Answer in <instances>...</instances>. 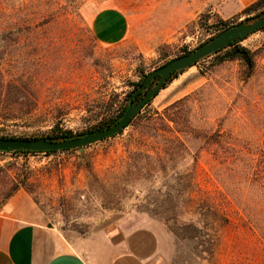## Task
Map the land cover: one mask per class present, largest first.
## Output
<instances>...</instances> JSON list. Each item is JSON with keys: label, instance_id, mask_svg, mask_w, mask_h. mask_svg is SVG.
Wrapping results in <instances>:
<instances>
[{"label": "rangeland", "instance_id": "obj_1", "mask_svg": "<svg viewBox=\"0 0 264 264\" xmlns=\"http://www.w3.org/2000/svg\"><path fill=\"white\" fill-rule=\"evenodd\" d=\"M72 6L68 21L59 19L36 39L0 38L5 86L12 83L27 103H36L31 111L3 107L0 136L85 132L125 104L130 82L223 29L214 26L218 18L203 13L168 38L150 41V0H75ZM113 8L129 17L130 31L123 41L101 43L97 24ZM247 17L240 13L228 25ZM162 20L154 25L156 33L170 26ZM237 46L264 67V29ZM227 49L179 73L121 134L81 151H0V205L26 191L46 223L72 244L104 224L136 216L161 234L165 264H264V75L257 70L244 84L246 66L240 57L223 59ZM186 96L180 120L186 118L192 129L155 131L150 116ZM222 117L224 141L205 145L199 131H213Z\"/></svg>", "mask_w": 264, "mask_h": 264}, {"label": "crops", "instance_id": "obj_2", "mask_svg": "<svg viewBox=\"0 0 264 264\" xmlns=\"http://www.w3.org/2000/svg\"><path fill=\"white\" fill-rule=\"evenodd\" d=\"M255 1L150 0V41L168 38L172 29L203 13L230 19ZM108 11L95 35L101 43L114 44L127 37L131 24L124 12ZM160 18L170 26L156 33ZM0 264H165V253L161 234L136 216L104 224L79 243L66 242L46 223L31 196L17 190L0 205Z\"/></svg>", "mask_w": 264, "mask_h": 264}, {"label": "trees", "instance_id": "obj_3", "mask_svg": "<svg viewBox=\"0 0 264 264\" xmlns=\"http://www.w3.org/2000/svg\"><path fill=\"white\" fill-rule=\"evenodd\" d=\"M74 2L75 0H0V38L1 37L6 38L8 34L10 35L11 34L12 35L13 34H19V35L26 34L27 36L30 35L29 38H31L32 36L34 37V39H36V36L34 35H37L40 32V30L44 32L45 31L50 32L53 25H55L59 21V19L68 21L69 16L70 15L72 16V13H73L71 9L74 8L72 6ZM241 13L248 15V17L245 18L241 22H251L258 16L264 15V0L255 1L254 3L244 8L241 11ZM228 22H229L228 20L218 19L217 23L214 26L215 27H219L220 25L223 26V29L221 30V32H223L224 30H227L234 25V24L228 25ZM263 29H264V26L255 30L254 32L258 30H263ZM214 36H212L207 41L203 42L201 45L211 40ZM241 40L242 39H237L207 56L218 53L224 49L230 48L225 51L223 55V59L231 60L236 57L241 58L244 65L246 66L244 77L241 80L243 81L244 84H246L251 78L257 75L258 73L257 70H262L263 75H264V67L257 64L256 60L254 59V53H251L250 51L246 50L243 47L237 46V43ZM188 52L189 51H186L185 53H188ZM205 57L201 59H204ZM0 67H1V63H0ZM185 69L173 72L166 79L163 87H165V85L168 82H170L173 78H175L179 73H181ZM147 74H142L138 81H133L129 83V85L132 86V89L126 94V97L124 98L125 104L123 106L109 112V115L107 117H104V119L98 121L97 124L91 127L89 130L85 132H80V133H73L72 131H69V130L53 129L49 134L42 136V137H33V139H43V140H50V141L68 140V139H73V138L82 136L90 131L102 130V129H106L114 125L121 118V116L125 112L128 105L130 103L138 101L139 98L142 96L143 93H137V95H135L134 97H131L140 88ZM157 80H158V77L154 78V80L152 81V84H155ZM7 85L8 86H5L4 74H3L2 69L0 68V115H1V109L3 107L9 108L10 106H13V105H17V106L19 105V106H25L26 109H28V111H31L32 109L35 108L36 106L35 101L32 100L27 103L23 99L24 94H22L20 88L14 86L12 83H8ZM11 85L14 87L13 89H11ZM7 93L9 94L7 95ZM259 94L264 95V85L259 90ZM188 100H189V97L186 96L178 101H175L169 104L163 109L162 112L155 111L153 114L154 116H150V120L152 121L151 127L155 131H159V130H169L170 131L171 129H174L176 132H181V133L182 132L186 133L187 131L191 130L192 125H190V123L188 122L186 118H183L182 120H180L182 118L180 114L182 111V107L180 106L183 105L181 103H187ZM247 105L249 107H252L253 102L248 101ZM107 108L108 110H110L109 106H107ZM139 114L140 112L137 113V115H135L131 119V121L128 123V125H126V127L129 125H132L135 118H137ZM224 120H225V117H222L219 121V126H217V128H215L213 131H210V130L199 131L201 132V135L203 136L205 145L207 144L209 146L213 144H220L224 141L223 138L226 136H225V132L221 128L222 127L221 125L223 124ZM169 122H171L172 124L170 127L168 126ZM123 130H121L119 133L113 136L121 134ZM0 137H5V136H0ZM12 138H16V137H12ZM186 143L187 142L183 144L185 145ZM66 150H69V149L56 150V151H41V152L45 154H51V153L61 152V151H66ZM199 151L200 149L197 148L195 151V154L192 156L193 157L192 167L194 168L192 169V173L189 174L190 179H195V169L197 166ZM6 152L23 153V154L37 153L35 151L22 150V149L10 150ZM228 152L229 151L227 149H224V155L223 157H221L222 161H226L228 159V156L226 155V153ZM159 158L160 157H158V159ZM160 167L161 169L166 168L164 165H161V164H160Z\"/></svg>", "mask_w": 264, "mask_h": 264}, {"label": "water", "instance_id": "obj_4", "mask_svg": "<svg viewBox=\"0 0 264 264\" xmlns=\"http://www.w3.org/2000/svg\"><path fill=\"white\" fill-rule=\"evenodd\" d=\"M263 26L264 15L258 16L251 22L236 23L231 28L214 36L205 44L198 46L188 53L176 56L160 67L153 69L147 74L144 82L136 91V93L145 91L143 96L140 97L138 101L130 103L121 118L114 125L106 129L90 131L82 136L61 141L0 137V151L6 152L22 149L41 152L71 148L81 151L85 146L109 138L119 133L126 127V125H128L131 119L141 111V109L160 91V89H162L164 82L173 72L190 67L199 59L217 51L237 39H244L247 35ZM156 77H158L157 82L152 84V81Z\"/></svg>", "mask_w": 264, "mask_h": 264}, {"label": "flooded vegetation", "instance_id": "obj_5", "mask_svg": "<svg viewBox=\"0 0 264 264\" xmlns=\"http://www.w3.org/2000/svg\"><path fill=\"white\" fill-rule=\"evenodd\" d=\"M140 93H143V94H144V93H145V91H141ZM143 94H142V96H143ZM135 95H137V93H136V92H135V93H134V94H133L131 97H134ZM142 96H141V97H142Z\"/></svg>", "mask_w": 264, "mask_h": 264}]
</instances>
